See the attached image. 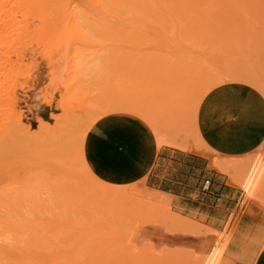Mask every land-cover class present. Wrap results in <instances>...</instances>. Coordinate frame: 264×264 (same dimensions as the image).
Segmentation results:
<instances>
[{"label": "rangeland", "instance_id": "rangeland-1", "mask_svg": "<svg viewBox=\"0 0 264 264\" xmlns=\"http://www.w3.org/2000/svg\"><path fill=\"white\" fill-rule=\"evenodd\" d=\"M35 1L32 0L31 4ZM128 1L131 4L119 7L120 18L115 22L113 19V25L98 19L89 0L52 1L42 8L40 17L33 16V7L24 16L18 12L16 21L19 26L25 25L24 31L19 29L5 32L0 40L13 50L24 49L25 57L18 62L14 58L13 62L0 67V84L7 82L19 85L15 93L19 100L16 113L21 114L23 124L39 129L38 118L53 124V116L61 113L56 108L58 101H68L74 107L94 106L106 94L120 98L128 93L139 92L138 97L144 102L152 99L153 102H159V106L165 105L174 96L175 90L172 88L177 82L175 76L185 67L195 71L208 64L213 70H240L252 73L264 82V0H234L242 1L243 6L248 4V8L244 6L246 12L241 13L224 0L221 1L223 3H218L220 0H158L163 11L157 9L151 0ZM216 1L221 4L219 7ZM184 6L187 12L183 10ZM49 14L51 17L46 19ZM73 14H76L75 22L72 21ZM235 18L237 22H233ZM222 25L226 30L221 29ZM188 55L194 56L197 62H191L188 66L190 62L183 60ZM71 59L70 64L77 62L88 69L95 64V76L85 83L81 71L69 67ZM47 93L53 99L50 106L42 103ZM194 97L186 101L184 118L191 111ZM177 111L173 116H179ZM88 112L86 109L83 114ZM83 124L79 122L75 126L71 142L82 131ZM64 126L65 122L57 125L61 128ZM59 145L66 158L70 154L69 147L65 140L59 142ZM48 147L47 142L42 147L41 156L35 159L37 171L43 175L52 173ZM258 150L264 152V145L252 153ZM66 159L69 161V172L58 171L57 177L73 183V187L59 192V202L56 203L59 208L54 211L58 218L55 223L61 227L56 228L54 244L40 250L44 254L51 252L52 248L58 251L52 264H73V258H77L80 264H92L98 255L96 252L94 257L90 255L94 244L96 248L100 245L97 250L101 254L96 257H99L98 263L102 262L99 264H105L106 261V264H136L137 261L141 264H192L195 258L193 253L209 240L213 243L216 238L217 235L212 232L214 228L197 222L202 221L203 216L196 213L151 204H140L137 207L127 204L123 205L124 208L116 205L114 210L109 209L106 202H98L96 198L88 196L85 188L94 183L79 173L80 168L74 160ZM225 176L228 180V176ZM139 186L143 187L144 184ZM231 186L236 196L228 202L229 210L221 218L222 223L218 229L224 233V239L229 241L224 258L229 264H250L253 251L250 242H255L260 234H264V197L247 198L240 187ZM41 189L42 198L53 196L48 190V184L41 186ZM74 190H79V193L75 195ZM127 210L129 213H126ZM45 215L49 220L53 219L49 213ZM91 224L94 229H100L96 232L98 235L100 232L107 235L88 237L93 228ZM65 226H68L67 229ZM69 226L84 227L88 235H85L83 229ZM206 229L211 233L205 237L203 234H208ZM116 230L118 233L121 230L123 233L119 235L125 236H122L121 241ZM114 233L119 241H116L117 238L114 240ZM170 234L188 238L198 235L203 240L197 246L198 249L174 246L164 239ZM111 236L114 238L110 239ZM204 240L207 242L204 243ZM240 241L244 243L238 246L236 243ZM119 245L120 248L124 246L121 248L123 251L117 252L118 257L115 252ZM79 251L83 256L79 255ZM88 256L93 257L92 260Z\"/></svg>", "mask_w": 264, "mask_h": 264}, {"label": "bare ground", "instance_id": "bare-ground-1", "mask_svg": "<svg viewBox=\"0 0 264 264\" xmlns=\"http://www.w3.org/2000/svg\"><path fill=\"white\" fill-rule=\"evenodd\" d=\"M31 1L32 0H0V36L5 32L13 30L18 31L19 29H22L24 31L25 25L21 24L19 26L18 22L16 21L18 12H21L22 16H24L26 12L33 7V16L40 17L42 8L55 0H36L35 2H32V4ZM89 1L93 6V9L96 10L97 15L99 16L98 19L107 25H113L111 23L113 19V22L119 20L120 6H127L131 4L128 0ZM151 1H153V4L157 9L163 11L164 8L158 0ZM221 1L223 0H220L218 3H220ZM223 2L228 3V5H230L229 3H231L232 7L234 6V8L240 10L236 12L240 13L242 11L246 12L244 10L249 7L248 4V7L246 6V4H244V6L246 7L245 8L242 1L234 2V0H224ZM218 3L216 1V5L219 7L221 4ZM183 10L187 12V8L185 6L183 7ZM47 16L48 17H46V19L50 18L51 14ZM75 20L76 14H73L72 21L75 22ZM235 20L236 18L233 20V22H237V20ZM218 22L217 25L219 24ZM248 26L250 27L251 25ZM223 28L224 26L222 25L221 29ZM223 30H226V28ZM252 35L254 36V34ZM231 36L233 35L231 34ZM2 42L3 41L0 40V67L4 64L13 62L14 58L17 62L21 61V59H24V49L19 48L17 50H13L11 49L10 45H3ZM184 57L185 58L183 60H185V62H190L189 64H187L188 66L191 64V62L194 63V61L197 60L194 56L191 55ZM70 63H72V59L70 60L69 64ZM198 65L202 67L200 63ZM69 67L71 69L76 68V70L81 71V75L83 76L85 83H87V81L91 80L95 76V64L91 65V67L88 69V67L85 68V66H80V63L74 62L73 64H70ZM203 67V70L202 68H199L200 70L195 69V71L192 70L193 68L191 69L187 67L180 70L178 69V74L175 76V81L177 82L174 81L175 86L172 88L173 90H175L174 96L165 105L161 104V106H159L160 103L156 102V100L153 102L152 99L150 101L144 102V100L138 97L139 92L131 94L128 93L127 96L120 98H116L106 94L94 106L85 105L83 107H74L68 101H58L56 104V108L61 110V113L59 115L55 114L57 116H53V124L48 123L42 118H38V122L40 125H38L39 127H37L39 129L33 128L30 124H23L21 114L16 113V107L19 100L15 96V93L19 85L17 86L15 84L1 82L0 264H52L56 259L55 255L58 254V251H56L55 249L53 250L52 248L51 252H47V254L51 253L50 255H47L45 253L47 256L44 254V252H40V250L41 248L48 247L50 244H54L55 237L57 236L56 228L61 227L59 223H55L58 218L56 217V213L54 211L55 208H59L56 204L59 202V192L66 189H71L73 187V183L69 182L68 180H60L57 177L58 171L69 172V161L66 158L74 160V162L80 168L79 173L83 177L94 183V185L85 188L88 196L96 198L98 202H106L107 207L109 209L112 208L111 210H114V206L116 205H122L121 207L124 208L123 205L127 206V204H132L135 206H138L140 204H151L154 206H161L165 208H173L174 206L178 205L176 204L173 195L160 192L161 190L157 191L148 188L145 185L143 187H140L139 185L142 182L136 181L138 183L129 185H114L104 182L93 173L84 156L85 139L91 126L101 117L109 114L126 113L140 118L153 131V134L156 138L157 147L159 149L162 146H170L182 151L198 152L200 155H204L209 159L210 163L208 164L212 169L228 176L230 185L232 184L240 187L244 191L245 197L247 196V198L252 199H260L261 197H264V152H259L258 150L257 153L253 154L256 151L252 153L253 156L250 153L248 155L240 157H222L218 153H213L214 151L210 150L209 147L204 143L199 134L197 126V113L200 104L204 96L212 88L218 86L219 84L227 83L230 81H238L250 84L264 93V82H261L262 79H257L258 77L256 78L254 74L240 70L222 71L216 70L214 67L213 68L215 70H213L208 66V64ZM205 69L207 70L205 71ZM174 73L175 72H173L172 75H174ZM190 97H194V99H192L193 101H191L193 102V105L190 108V113H188V115L184 118L183 115L185 114V104ZM42 103L46 104L47 106L52 105L53 99L51 98L49 93L43 96ZM86 109H88L89 112L87 114H83L84 110ZM175 110H179V113H177L179 115L178 117L176 115L173 116V114H176ZM173 117L177 118L175 119ZM63 122H65L66 126L62 128L57 127L58 124H61ZM79 122H84L82 131L77 135L74 142H71L73 133L75 132V126ZM64 140L70 149V154L66 158L64 157L63 153H61V146L59 145V142L61 143ZM47 142L50 155L49 165L52 173L43 175L41 171H37L38 164L35 162V159L41 156V151L43 150L42 147ZM45 184L49 185L48 190L52 193V197H41L43 194L41 186ZM73 192L75 195H77L79 193V190H74ZM247 198L245 199L246 201ZM131 211H133V209L129 212ZM129 212L127 210L126 213ZM47 213L52 216V220H49L46 217L45 214ZM86 225L88 228L90 227L88 223H86ZM65 227L67 229L68 226ZM65 227H63L62 229L64 230ZM70 227L83 229L84 233L86 232L85 235H88V231H85L84 227L80 228L69 226V228ZM91 227H93L92 224ZM93 229L94 227L92 228V231ZM96 229H94V234L92 231H89L90 235H88V237L98 235L99 233L96 232H98L100 229ZM117 230L115 232L118 233ZM208 231H211V229ZM105 232L107 233V231ZM205 232H207V229ZM212 232L217 235L213 243L210 242V240L208 241V239V242L204 240V243L205 241L207 243H205V245L202 244L203 246H201L198 251H195L196 253H193L194 251L192 252L194 254L193 257H195L194 260L192 259L194 261L192 262V264H229L228 261L224 258V254L227 246L229 245V241L224 239V233H221L215 229H213ZM101 233H103V235ZM119 233L121 234L123 232H121L120 230ZM119 233L118 236L121 237V241V239H123V235L121 236L119 235ZM207 233L208 234L206 235L203 234V236H209L211 232ZM114 234L116 235V237L113 235L115 238L111 236L110 239H112V237L114 238V240L117 238V234ZM100 235L102 237L107 234H105L104 232H100ZM119 237L116 239V241H119ZM123 237L125 238V236ZM243 243V241H240L236 244H238V246H241L243 245ZM250 244V246L253 247V251L250 257V264H253L258 251L262 247H264V234H260L256 238V241L253 243L250 242ZM110 245L112 247L114 246V244ZM95 246L97 245L94 244V247ZM94 247H92L93 249L90 250V255L92 254V256H95V254L97 253V257L100 253L98 252V250L100 249V245L97 248L95 247L96 249H94ZM107 247L109 248L110 246L107 245ZM117 248L116 252L114 251L115 249L113 250L116 253V256H118L117 254L119 252L123 251L120 248V245L117 246ZM124 248H127V246H125ZM134 248L137 247L135 246ZM79 255L83 256V253L79 251ZM113 255L114 254H112V256ZM127 255L128 254H126V256ZM93 257H89L90 260H92ZM96 257H94V260H92V264H96V262L97 264L102 263H98L99 257ZM104 257L105 256H103L102 258ZM115 259L117 258L115 257ZM141 260L143 261V257ZM125 261L126 260H124V262ZM155 262L158 263L157 261ZM72 263L80 264V262L77 261V258H73ZM106 263L108 262L106 261L105 264ZM137 263L141 264L142 262L140 263L137 261Z\"/></svg>", "mask_w": 264, "mask_h": 264}, {"label": "crops", "instance_id": "crops-1", "mask_svg": "<svg viewBox=\"0 0 264 264\" xmlns=\"http://www.w3.org/2000/svg\"><path fill=\"white\" fill-rule=\"evenodd\" d=\"M197 126L213 153L222 157L248 155L264 143V94L243 82L219 84L204 96ZM84 156L104 182L129 185L139 181L173 195L178 204L175 210L203 216L202 221H196L217 230L229 210L228 202L236 196L226 176L212 169L206 156L170 146L159 149L151 128L130 114L113 113L97 120L86 136ZM206 179L210 184L203 190ZM190 237L170 234L164 239L174 246L198 249L203 237ZM253 264H264V247Z\"/></svg>", "mask_w": 264, "mask_h": 264}, {"label": "built area", "instance_id": "built-area-1", "mask_svg": "<svg viewBox=\"0 0 264 264\" xmlns=\"http://www.w3.org/2000/svg\"><path fill=\"white\" fill-rule=\"evenodd\" d=\"M210 181L208 179H206L203 183V190H207L209 187Z\"/></svg>", "mask_w": 264, "mask_h": 264}]
</instances>
